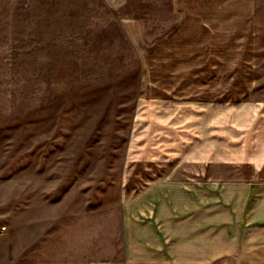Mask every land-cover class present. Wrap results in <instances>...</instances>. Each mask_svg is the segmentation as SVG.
I'll return each instance as SVG.
<instances>
[{"label":"rangeland","instance_id":"rangeland-1","mask_svg":"<svg viewBox=\"0 0 264 264\" xmlns=\"http://www.w3.org/2000/svg\"><path fill=\"white\" fill-rule=\"evenodd\" d=\"M170 1L0 0V264L119 257L125 184L136 193L149 172L178 164L197 126L182 121L204 115L167 99L199 95L175 87L208 80L193 76L185 54L205 34L182 30L185 50L165 53L177 27ZM253 1L251 51L231 82L264 104V0ZM222 120L211 125L214 157L204 158L220 179L251 161ZM216 187L217 207L224 195L264 192ZM251 205L249 213L260 211Z\"/></svg>","mask_w":264,"mask_h":264},{"label":"crops","instance_id":"crops-1","mask_svg":"<svg viewBox=\"0 0 264 264\" xmlns=\"http://www.w3.org/2000/svg\"><path fill=\"white\" fill-rule=\"evenodd\" d=\"M105 1L114 5V0ZM170 4L177 27L166 38L165 53L185 50L182 30L187 33L197 29L205 34L206 39L193 46L194 52L184 53L194 62L193 76H207L208 80L195 86L175 87L182 92L197 91L199 95L167 99H178L179 109L203 110L204 115L182 121L197 126L194 132H186L191 138L182 140L178 164L162 165L159 172H149L145 186L136 193L131 182L125 184L120 255L111 261L90 264H264V244H249L253 238L264 241V192L246 197L242 191L236 196L224 195L223 205L217 207L216 187L264 188V104L247 98L245 84L231 82V78L243 76L238 70L251 51L253 42L248 29L254 1L171 0ZM232 94L246 97L236 99L234 104ZM233 110L240 119L238 126ZM216 116L234 125L240 154L251 160L221 179L208 160L215 154L210 142H215V128L211 125ZM250 203L260 211L249 213ZM247 222H254L255 234L248 233Z\"/></svg>","mask_w":264,"mask_h":264},{"label":"bare ground","instance_id":"bare-ground-1","mask_svg":"<svg viewBox=\"0 0 264 264\" xmlns=\"http://www.w3.org/2000/svg\"><path fill=\"white\" fill-rule=\"evenodd\" d=\"M103 94V93H102ZM108 105V104H107ZM96 123V122H95Z\"/></svg>","mask_w":264,"mask_h":264}]
</instances>
